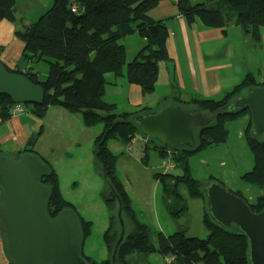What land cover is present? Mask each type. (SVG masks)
Wrapping results in <instances>:
<instances>
[{
  "label": "trees",
  "instance_id": "16d2710c",
  "mask_svg": "<svg viewBox=\"0 0 264 264\" xmlns=\"http://www.w3.org/2000/svg\"><path fill=\"white\" fill-rule=\"evenodd\" d=\"M160 1L52 0V6L36 21L24 23L16 17L15 0H0V20L16 25L15 35L24 44L23 58L28 63L43 61L48 66L45 81H40L37 73L30 68H7L8 72L23 74L32 83L42 87L43 103L40 106L29 105L33 115L42 119L49 108L58 107L81 116L82 124L86 128L102 125L101 133L94 139L93 159L107 184V190L101 193L109 211L108 226L103 235V243L108 252L106 259L94 261L84 254V240L91 233L92 222L63 197L57 172L34 150L37 136L28 139L24 148L12 158L17 160L22 154L29 153L36 155L48 166V173L38 179L48 189L46 214L54 219L63 212L73 213L83 237L80 255L87 264H112L111 257L120 235L117 216L119 208L125 233L117 247L114 264H136V256L144 257L151 252H158L164 260L172 258L170 264H250L247 237L237 231L236 226L225 228L211 219L202 183L191 176L188 160L203 148L225 143L228 137L226 122L236 116L245 115L248 120L243 137L252 154L253 166L241 176V180L254 188L264 189V137L252 135L249 111L217 114L232 98L264 84L258 83L251 73H247L218 100L191 98L187 101L174 95L164 98L161 106L170 99L174 104L195 107L214 117L208 125L196 128L197 133L191 147L181 148H169L145 138L135 125L128 122L134 114L150 112L146 108L118 114L115 106L104 99L105 75H121L123 68L128 83L139 86L143 94L154 92L158 64L168 60L167 28L162 20H154L149 16V12ZM176 5L188 23L200 22L215 29L235 25L254 41H259L260 29L264 28V0H208L195 4L190 0H179ZM133 33L142 37L145 45L133 61L126 62V50L119 41ZM12 107L11 99L0 95L2 121L10 118ZM136 135L143 138L139 141V161L143 165L147 164V157L153 151L162 160H170L172 168L168 169V164H164L166 170L178 172L173 174L162 171L153 174L161 187V201L169 215L177 219L188 212L186 200L180 194L181 186L186 190L189 199L204 203L202 225L207 232L206 238L187 237L184 231L170 235L160 231L152 232L141 221L117 175L119 156L106 145L109 140L128 145ZM167 151L170 155H167ZM208 182L220 183L214 178ZM233 193L243 198L240 193ZM1 194L3 198L2 190ZM243 199L253 213L264 208V193L253 203Z\"/></svg>",
  "mask_w": 264,
  "mask_h": 264
},
{
  "label": "crops",
  "instance_id": "0c3cea01",
  "mask_svg": "<svg viewBox=\"0 0 264 264\" xmlns=\"http://www.w3.org/2000/svg\"><path fill=\"white\" fill-rule=\"evenodd\" d=\"M50 1L52 0H15L16 13L19 6L26 5L33 7L34 10H40V8H46ZM149 16L154 20H162L167 28L166 52L168 61H162L158 64V79L152 94H143L139 86L128 83L125 68H123L122 74L118 76L112 73L106 74L104 99L107 103L115 106L116 113H129L142 108H146L147 111H155L161 106L164 98L172 95L187 101L191 98L218 100L238 84L245 74L252 73L246 64L248 63L247 57L252 58L249 50L252 40L238 26L230 25L223 29H215L208 28L200 22L188 23L178 10L177 5L171 0H161L149 12ZM16 17L22 19L24 23L31 22L26 17L19 18L18 15ZM17 27L19 28L18 25ZM15 30L16 25L13 23L0 20V62L10 70L30 68L37 73L39 80H43L46 72L41 74L34 63H28L23 58L24 44L16 37ZM121 40V44L126 50V62L133 61L145 45V40L137 33L123 37ZM259 53H264V49ZM243 68L247 69V72L242 75ZM262 71L264 69H257V74L261 75ZM256 80L258 83L264 84L259 79ZM172 102L167 99L165 104H174ZM24 108V113L10 117L5 121L0 119V155L16 156L24 148L27 140L36 135L34 150L44 159H51L56 152L53 144L50 143L52 129H60L61 131L60 122L71 121L76 126L80 125L82 129L85 128L84 131L87 129L91 132L86 135L77 132V136H74V130L66 127L60 132L61 135L63 132L70 137L64 148L67 161H79L78 164H82V161L87 163L83 168L80 166L79 172L75 173L79 180L85 181V177L87 178L89 175L88 170L92 160L94 162L93 142L96 136L101 133L102 125L98 124L101 126L86 128L81 119L77 117L79 115L68 113L58 107L49 108L42 119L33 115L31 107ZM142 139L140 136L139 141ZM139 141L138 146L140 145ZM73 144H76V147L82 144V148L77 150ZM115 144L108 147L111 152H114L112 147L114 150L116 149ZM117 155L119 156L117 160L118 169L122 154ZM117 175H119L118 171ZM123 186L132 201L134 210L144 218L142 210L134 207L133 200L136 197L134 189L130 191L124 184ZM2 200L0 188V205ZM144 211L151 215V210ZM144 223L146 224L145 221ZM0 264H11L1 222Z\"/></svg>",
  "mask_w": 264,
  "mask_h": 264
},
{
  "label": "water",
  "instance_id": "95a60500",
  "mask_svg": "<svg viewBox=\"0 0 264 264\" xmlns=\"http://www.w3.org/2000/svg\"><path fill=\"white\" fill-rule=\"evenodd\" d=\"M0 95L8 96L13 104L43 103L44 91L20 73L8 72L0 62ZM248 110L251 133L264 136V86L253 88L232 98L221 112ZM198 110L177 104H164L155 111L134 114L128 122L135 125L148 139L169 148L191 147L193 129L213 121ZM49 168L36 155L25 153L17 160L0 155V222L6 250L13 264H87L81 257L83 237L71 212L54 219L45 211L48 189L39 182ZM205 197L211 219L225 228L236 226L249 243L250 264H264V208L253 213L249 204L217 182L206 184ZM117 216L120 235L111 261L124 236L121 210Z\"/></svg>",
  "mask_w": 264,
  "mask_h": 264
},
{
  "label": "rangeland",
  "instance_id": "374dc122",
  "mask_svg": "<svg viewBox=\"0 0 264 264\" xmlns=\"http://www.w3.org/2000/svg\"><path fill=\"white\" fill-rule=\"evenodd\" d=\"M191 2L195 4L201 1L192 0ZM51 6L52 1H50L46 8H40V10H34L33 7H27L26 5L19 6V8L17 7V15L19 18L26 17L30 21H36ZM263 30L264 28L260 29L259 41L251 39L249 50L251 51L252 58L250 56L247 57L248 63H246L247 68L253 73L251 74L255 79H259L260 82H264V71L261 72V75L257 74V69H264V53H259V51L264 49ZM119 42L121 44L122 40ZM34 65L37 66L41 74L46 72L45 78L40 80L45 81L48 74L47 64L39 61L34 63ZM246 72L247 69L243 68L242 75ZM23 106L30 107L29 105ZM77 117L81 119V116ZM247 120L248 117L245 115L236 116L228 120L226 122V129L228 131L226 142L197 151L190 156L188 164L191 176L202 183L203 190H205L206 183L214 178L231 192L240 193L249 203H253L258 196L264 193V189L254 188L241 180V176L250 171L253 166L252 154L243 137ZM65 127L72 128L75 132L74 136H77V132L85 135L91 133L87 129L84 131L85 128L82 129L80 125L76 126L71 121H61V131ZM61 131L60 129H52L51 131L50 143L53 144V148L56 150L54 156L48 160L42 158L57 172L63 197L74 204L77 211L83 217L92 222L91 233L84 240L83 252L94 261H101L108 256V252L103 243V235L108 226L109 211L101 197V193L103 194L107 190V184L103 175L96 168L93 160L89 166V175L87 178L85 177V181L79 180L75 176V173L79 172L78 168L80 166L83 168L87 163L82 161V164H78L79 161H67L68 158L64 154V148L70 137L63 132L62 137ZM196 133L197 129L194 128L193 136ZM139 139L140 136L136 135V138L128 145H121L119 143L117 145L114 140L107 141L106 145L107 147H111L112 144H115L116 149L114 150L112 147V151L115 152L113 153L122 154L117 169L118 177L127 189L130 191L134 189L135 196L138 198L135 197L133 200L134 207L141 209L144 215L143 218L139 213L141 220L146 222L152 232L160 230L165 235H170L177 231H184L187 237L206 238L207 232L202 225L204 203L201 200L189 199L186 190L181 186L180 194L186 200L188 212L177 219L169 215L161 201V187L153 178V174L162 171L173 174H177L178 172L175 170H166L163 165L170 164V160H162L159 154L153 151L147 157V164L143 165L139 161L141 157L140 147L138 146ZM73 145L76 147V144ZM76 148L77 150L81 149L82 144ZM144 210H151V215L145 213ZM153 240L155 242V236ZM134 260L136 264H167V259L164 260L158 252L148 253L144 257L136 256Z\"/></svg>",
  "mask_w": 264,
  "mask_h": 264
},
{
  "label": "built area",
  "instance_id": "2783aa9c",
  "mask_svg": "<svg viewBox=\"0 0 264 264\" xmlns=\"http://www.w3.org/2000/svg\"><path fill=\"white\" fill-rule=\"evenodd\" d=\"M172 2H174L175 4L179 1V0H171ZM192 1V0H191ZM25 106H23L22 104H13V107L10 109V117H14L18 114L24 113L25 112ZM167 155H170V152L167 151ZM166 168L170 169L172 168L171 164L166 165ZM172 261V258H167L166 263L170 264Z\"/></svg>",
  "mask_w": 264,
  "mask_h": 264
},
{
  "label": "flooded vegetation",
  "instance_id": "af4514ba",
  "mask_svg": "<svg viewBox=\"0 0 264 264\" xmlns=\"http://www.w3.org/2000/svg\"><path fill=\"white\" fill-rule=\"evenodd\" d=\"M185 107H187V106H185ZM187 108H190V107H187ZM192 108H193V107H192ZM193 109H196V108L194 107ZM196 110H198V109H196ZM198 111H199L201 114H203V115L205 114V113L202 112L201 110H198ZM205 115H206V114H205ZM205 115H204V116H205ZM206 117L208 118V117H213V116H207V115H206ZM261 137H264V136H261ZM259 138H260V137H259ZM104 180H105V179H104ZM208 183H209V182H208ZM206 184H207V183H206Z\"/></svg>",
  "mask_w": 264,
  "mask_h": 264
},
{
  "label": "clouds",
  "instance_id": "9594fccd",
  "mask_svg": "<svg viewBox=\"0 0 264 264\" xmlns=\"http://www.w3.org/2000/svg\"><path fill=\"white\" fill-rule=\"evenodd\" d=\"M190 1H191V0H190ZM200 1L202 2V1H206V0H200ZM168 258H169V257H168ZM166 259H167V258H166Z\"/></svg>",
  "mask_w": 264,
  "mask_h": 264
}]
</instances>
